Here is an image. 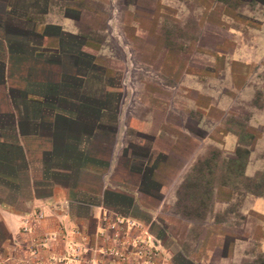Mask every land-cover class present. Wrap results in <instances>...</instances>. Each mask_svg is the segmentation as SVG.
<instances>
[{
  "label": "rangeland",
  "instance_id": "obj_1",
  "mask_svg": "<svg viewBox=\"0 0 264 264\" xmlns=\"http://www.w3.org/2000/svg\"><path fill=\"white\" fill-rule=\"evenodd\" d=\"M80 6L78 23L93 28L91 39L100 44L92 51L100 49L96 63L108 76L107 96L101 102L93 96V105L122 106L128 123L122 128L121 153L113 155L112 179L138 192L134 200L121 192L109 194L113 209L106 221L116 214L141 222L132 231L153 236L157 264H244L242 255L253 247H239L238 257L227 235H243L252 227L248 222L256 220L241 212L247 204L244 192L264 193L260 164L251 177L243 173L251 151L257 158L264 153V0H83ZM111 129L101 130L108 162ZM229 134L236 137L231 149ZM102 143L94 145L97 164L105 162L98 156ZM210 184V197L201 199ZM5 194L0 189V200ZM74 197L70 211L81 219L31 218L26 232L21 227L29 237L21 235L13 244L0 222V264L114 261L115 256L100 253L105 241L95 235L105 224H97L83 205L96 200ZM106 227L123 231L120 225ZM67 230L90 237L67 240L61 237ZM46 232L56 236L47 238ZM38 242L43 245L33 254ZM141 242L124 248L137 250ZM147 256L134 263L147 264Z\"/></svg>",
  "mask_w": 264,
  "mask_h": 264
},
{
  "label": "crops",
  "instance_id": "obj_2",
  "mask_svg": "<svg viewBox=\"0 0 264 264\" xmlns=\"http://www.w3.org/2000/svg\"><path fill=\"white\" fill-rule=\"evenodd\" d=\"M81 2L0 0V189L6 193L0 200V222L13 244L21 235L29 237L21 227L28 225L27 219L36 212H41L43 219L50 214L64 222L81 219L70 211L74 195L79 193L96 200L83 205L97 224H105L95 232L105 241L99 247L100 253L115 256L114 261L103 260L100 264H126L138 253L135 248L126 251L124 246L132 241L134 245L139 241L150 245L153 236L147 231H132L135 225L142 224L137 219L115 214L112 221H106L109 209H113L108 204L109 194L121 192L134 200L138 192L128 182L115 183L112 179L113 155L121 153L122 128L128 123L122 117V106L109 110L108 106L93 105L96 96L99 102L102 95L107 96L108 76L96 63L102 56L100 49L97 54L92 51L100 44L91 39L93 28L78 23ZM108 21L106 26L111 25ZM96 70H100L99 74H95ZM93 80H98L94 88ZM109 127L115 129H111L114 134L108 162L106 152H101L107 149V138L102 141L106 136L101 130ZM225 139L231 143L229 149L236 145L235 135ZM96 142H103L98 156L105 158L98 164ZM259 164L264 168V153L257 158L251 151L244 175L251 177ZM244 196L247 204L241 212L253 214L256 220L248 222L252 227L243 235L227 237L235 243L233 251L238 257L239 247H253L242 255L246 258L244 264H264V193L244 192ZM107 225H120L123 231H109ZM47 233V238L56 236ZM61 237L88 240L90 236L67 230ZM256 258L258 261L253 260Z\"/></svg>",
  "mask_w": 264,
  "mask_h": 264
},
{
  "label": "built area",
  "instance_id": "obj_3",
  "mask_svg": "<svg viewBox=\"0 0 264 264\" xmlns=\"http://www.w3.org/2000/svg\"><path fill=\"white\" fill-rule=\"evenodd\" d=\"M43 217V214L41 212H36L34 213L31 217H29L27 219L28 222H30V219L32 218L33 221H36V220H39ZM27 225L25 224V226H23V229L24 231L26 232L27 231ZM150 245H144L142 248H138L136 251L138 254H136V260H138L137 258H140V257H143L145 254L148 255V261H147V264H157L154 261V257L158 256L159 255V252H158V249L151 243V242H148ZM35 245L37 246L35 249L32 250V253H36L38 254L39 253V250H40V247L43 245V243H35ZM134 259L131 260L130 263L128 264H136L134 263ZM153 259V261H152ZM126 264H127V260H126Z\"/></svg>",
  "mask_w": 264,
  "mask_h": 264
},
{
  "label": "trees",
  "instance_id": "obj_4",
  "mask_svg": "<svg viewBox=\"0 0 264 264\" xmlns=\"http://www.w3.org/2000/svg\"><path fill=\"white\" fill-rule=\"evenodd\" d=\"M210 162H208V163H203L204 164V166H205V169H206V171L207 170H209V169H211V166H210V164H209ZM242 171V170H241ZM241 171H237V174H240L241 175ZM244 173V172H243ZM243 173H242V175H243ZM213 177V175H210V177H209V179H211ZM207 183L209 184L210 182H209V180H207ZM211 186V184L209 185V186H206V187H204V189H203V193H200L199 195L201 196V199H206V197L208 198V196L210 197V194H211V188L212 187H210Z\"/></svg>",
  "mask_w": 264,
  "mask_h": 264
}]
</instances>
